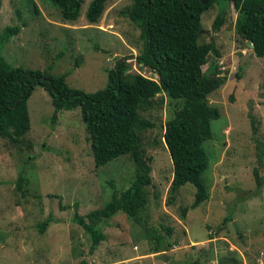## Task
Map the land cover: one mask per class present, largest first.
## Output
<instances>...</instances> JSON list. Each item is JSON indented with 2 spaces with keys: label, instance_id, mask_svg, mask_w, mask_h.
Returning <instances> with one entry per match:
<instances>
[{
  "label": "rangeland",
  "instance_id": "374dc122",
  "mask_svg": "<svg viewBox=\"0 0 264 264\" xmlns=\"http://www.w3.org/2000/svg\"><path fill=\"white\" fill-rule=\"evenodd\" d=\"M89 1L83 0L76 20L63 21L49 0H0V32L6 25L19 26L15 35L0 39V54L13 67L65 73V83L84 92L102 88L106 71L123 57L129 73L155 78L135 62L142 42L127 15L132 0H107L95 23L84 17ZM223 6L222 0H213L201 13L198 38L199 43L213 41L223 79L208 95L219 116L210 121L211 137L202 143L207 198L191 208V184L170 191L171 162L162 132L180 101L160 93L154 107L142 112L153 124L140 135L152 180L147 222L133 223L118 212L100 226L104 239L90 250L89 235L72 220L74 210L83 215L105 204L113 189H124L133 177L130 155L94 166L78 108L52 117L50 97L35 86L26 100L28 131L18 143L0 137V264H185L200 256L202 264L211 258L224 264L229 257L240 258L239 250L256 262L264 249V185L257 190L253 179V169L264 176L255 148L256 139L264 142V57L255 56L236 33L231 6L218 30H212ZM182 207H188L183 218ZM48 215L39 233L36 225ZM161 226H170L171 234ZM158 234L171 244L152 252Z\"/></svg>",
  "mask_w": 264,
  "mask_h": 264
},
{
  "label": "trees",
  "instance_id": "16d2710c",
  "mask_svg": "<svg viewBox=\"0 0 264 264\" xmlns=\"http://www.w3.org/2000/svg\"><path fill=\"white\" fill-rule=\"evenodd\" d=\"M106 1L88 2L84 11L88 23L97 22ZM82 2L49 0L63 21L76 20ZM211 2L213 0H132L127 15L137 27L142 42L140 52L134 57L135 62L148 69L155 78L138 72L129 73L123 57L106 71L102 88L84 92L69 87L64 80L65 73L54 76L46 71L13 67L0 54V137L18 143L19 137L28 131L26 100L32 89L40 86L50 97L52 117L58 111L78 108L94 166L104 165L124 154L130 155L133 177L124 189H113L105 204L83 215L74 210L72 220L89 235L90 250L104 239L100 226L107 224L108 219L118 212L133 223L144 226L143 223L147 222V187L152 180L149 158L144 156L140 146V135L153 124L142 112L154 107L155 98L160 93L180 101V107L164 123L162 132L171 162L170 191L173 193L180 186L191 184L194 187L191 208L207 198L201 175L208 160L202 143L211 137L210 121L219 116L217 107L209 103L208 95L223 81L217 74L215 58L218 52L213 41L198 42L200 15ZM222 2L224 6L214 17L212 30H218L226 6H231L236 13V33L247 42L255 56L264 57V0ZM18 31V25H6L0 32V39L6 40ZM209 56L213 58L208 63ZM255 148L256 158L264 170V142L256 139ZM253 179L259 190L264 185V176L253 169ZM187 208L180 209L181 218ZM228 219V215L223 217L222 223ZM49 221L48 215L36 225L39 233ZM161 228L167 236L172 232L170 226ZM170 244L165 236L154 235L151 251L166 250ZM197 263L198 260H194L185 264ZM76 264L86 263L79 261ZM224 264L239 262L235 257H229Z\"/></svg>",
  "mask_w": 264,
  "mask_h": 264
},
{
  "label": "crops",
  "instance_id": "0c3cea01",
  "mask_svg": "<svg viewBox=\"0 0 264 264\" xmlns=\"http://www.w3.org/2000/svg\"><path fill=\"white\" fill-rule=\"evenodd\" d=\"M208 240V239H207ZM191 244H193L194 241L192 240H189ZM176 244H174L173 246H175ZM203 246V245H202ZM172 248V247H171ZM230 250L234 248V246L232 244H229V247H228ZM171 250V249H170ZM244 250H239V253H240V258H236V260L239 262V264H263L262 261H261V258H260V254L264 256V249H261L259 251V255H256V262H254L253 260H249L247 259L246 255L244 254L245 252H243ZM198 254L202 255L201 252L199 251ZM196 255V256H199V255ZM198 263L197 264H202V257H198ZM167 259V263H168V259L169 258H166ZM213 258H211L210 260H212Z\"/></svg>",
  "mask_w": 264,
  "mask_h": 264
},
{
  "label": "built area",
  "instance_id": "2783aa9c",
  "mask_svg": "<svg viewBox=\"0 0 264 264\" xmlns=\"http://www.w3.org/2000/svg\"><path fill=\"white\" fill-rule=\"evenodd\" d=\"M209 264H217V260L214 258V259L209 261Z\"/></svg>",
  "mask_w": 264,
  "mask_h": 264
}]
</instances>
